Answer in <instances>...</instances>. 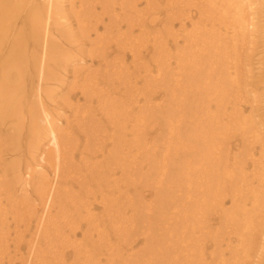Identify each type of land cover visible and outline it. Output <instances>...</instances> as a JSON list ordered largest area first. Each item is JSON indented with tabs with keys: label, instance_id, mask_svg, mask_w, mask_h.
Returning <instances> with one entry per match:
<instances>
[{
	"label": "bare ground",
	"instance_id": "obj_1",
	"mask_svg": "<svg viewBox=\"0 0 264 264\" xmlns=\"http://www.w3.org/2000/svg\"><path fill=\"white\" fill-rule=\"evenodd\" d=\"M263 15L264 0H0V253L11 219L20 264H204L232 236L210 264H264V116L239 105L256 35L264 87ZM64 88L62 129L48 103ZM239 122L250 154L229 147Z\"/></svg>",
	"mask_w": 264,
	"mask_h": 264
},
{
	"label": "rangeland",
	"instance_id": "obj_2",
	"mask_svg": "<svg viewBox=\"0 0 264 264\" xmlns=\"http://www.w3.org/2000/svg\"><path fill=\"white\" fill-rule=\"evenodd\" d=\"M118 1H120V0H116V3H118ZM144 6H145L144 4L140 5L139 9H143ZM262 20H264V18H262ZM261 51H262V49H261V45H260V42L258 40L257 35H256V37L255 36L251 37L249 39V44L245 48L243 63L241 66V76H242V78H244L243 79L245 81L244 86L246 87L243 89L244 94H245L244 97H246L248 99V101L244 100L239 105H241V109H242V112L245 114V117L252 115L258 121V123L260 122L262 124L263 120L260 118L262 116H264V94L262 91V89H264V87H263V85L259 84V82L257 80L258 71H257V65H256V63L260 57ZM83 59L84 60H81L79 62L80 65L78 66V69L90 66V63L88 62V58H86V55L83 56ZM85 61H86V64H85ZM130 63H131V58L129 57L128 59H126V64L129 65ZM71 77H72V75H71V73H69V76H68V78L70 79L69 83L72 80ZM64 89L65 90H63V89L61 90L62 91L61 94L55 95V99L52 102L48 103V105H49L48 109L50 111H52L55 115H59V120H60L59 126L62 129H65L67 127V123L71 122L73 124V122H72L73 119L71 118L72 116H71V110L69 109V104L67 105L66 101H64L66 94L69 93L70 90L67 91L66 88H64ZM123 93H124L123 91L120 92V94L117 97H120ZM75 100L76 99H74L72 97L73 105L76 104ZM140 101H141V104H143L142 97L140 98ZM80 102L84 103L82 97H80ZM92 111L93 112L91 113V115L94 117L95 120H96L97 116L102 117V114H101L100 110L97 108V105L93 106ZM68 120H70V121H68ZM235 127H237L238 131H236V132L231 131L232 135H230V139H229L230 149L234 153H237L239 150L244 148L245 153L250 154V153H248V151H249L248 150V147H249L248 143L244 144V147H242V145H243V139H242V131L243 130L242 129L244 127L247 128V133H248V136L250 138V141L254 142L253 141V130L255 129V126L251 125L250 122H239L238 125H236ZM260 130H261V132H263L264 127L263 126L260 127ZM254 146H255V149L258 148L257 145H254ZM255 155L258 159L260 158V153L256 152V150H255L254 156ZM78 159L79 158H77L75 161L76 164L78 163ZM248 159H250V158H248ZM7 160L9 162V158ZM8 180H9V182H13L11 173H9V179H7V181ZM247 188H249L248 190H250V187H247ZM231 193L232 192L230 191V194ZM251 196L253 197L252 194H251ZM2 198H4V196ZM239 199H242V198L239 197ZM224 203H225L224 207H221L219 210L222 209V210L226 211L227 209H229L231 211L232 206L233 207L238 206V204L234 203L229 196L225 199ZM244 204L248 205L247 209L251 208L249 203H244ZM239 207H241V205H239ZM240 211H242V209L237 210V215H238L239 219L241 218V216L239 214ZM97 212H98V210L96 211V213ZM259 215H261L260 211L257 213V217H254L256 222H254L252 224L257 223L259 225L260 224L259 221L261 219H262L263 224H264V215L263 216H259ZM215 219L216 220H214V224H217V222L220 221L219 216L216 215ZM9 220L11 222H10V226H9L10 230L8 232L9 235L7 236L8 239L5 240L7 242L4 241L3 246L1 248V251H3V249H4V250H6V252L4 254L0 253V264H20L21 260L18 259V257H20L19 254L20 253L24 254V258H25V256H27L26 248L24 247L25 243L23 242L22 247L20 248L19 252H17L18 255H15V252H16L14 249V247L16 245L15 229H14L13 221L11 219H9ZM223 223H225V222H223ZM229 223H232V222H229ZM81 237H82L81 234H79L78 239L80 240ZM230 237H231V235H230ZM234 237L235 236H232V238H234ZM232 238L229 239L228 237H226V238H224L226 240L224 242H222V246H220L219 244H218V246H215L217 248V250L215 252V256H214L213 261L211 259L212 258L211 252L213 251V248L211 246L215 245V242L209 240L206 244L208 246V249L205 252L206 256L204 258L205 259L204 264H210L213 262L218 263V260L220 258L222 259V257H225L226 260L228 259V261H229L231 254H230V251L228 248V244H230V242H231L232 245H235L234 240ZM134 239H137L138 243L133 245L132 250H130V247L125 248L127 246L124 245V243H119L118 245H119L120 253H122L123 255H130L131 256L132 254L139 253L144 248L143 237H141L138 234V235L134 236ZM11 259H13V260L11 261Z\"/></svg>",
	"mask_w": 264,
	"mask_h": 264
}]
</instances>
